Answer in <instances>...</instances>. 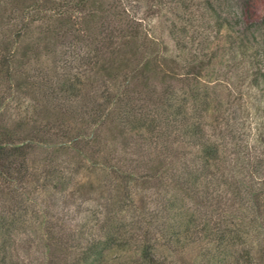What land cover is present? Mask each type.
<instances>
[{
    "label": "rangeland",
    "instance_id": "rangeland-1",
    "mask_svg": "<svg viewBox=\"0 0 264 264\" xmlns=\"http://www.w3.org/2000/svg\"><path fill=\"white\" fill-rule=\"evenodd\" d=\"M25 1L11 6L0 0V57L15 56L0 66V124L27 138L44 115L55 119L62 109L67 138L91 135L88 113L77 115V98H64L62 79L69 77L76 87L80 82L79 102L88 108L106 85L124 76L125 66L114 80L111 72L77 75L78 61L68 63L77 54L75 32L47 33L43 40L38 23L10 46L22 23L8 16ZM242 5L243 0H141L138 16L147 38L125 53L134 55L136 47L127 61L130 69L151 53L177 73L172 79L149 71L158 91L162 77L180 91L188 63L204 64L198 86L208 104L195 115L204 126L197 136L217 147L218 159L201 166L197 146L172 135L169 158L158 164L155 155L164 150L160 136L138 142L127 134L128 141L113 125L98 129V138L109 142L101 149L88 139L79 143L80 151L64 148L56 132L43 133L49 142L33 143L21 181L0 173V264H75L79 250L103 237L96 230L101 224L112 232L99 264H137L140 239L153 245L159 264H249L248 255L242 258L246 249L257 260L264 231L248 222L247 211L257 198L264 218V24L247 23ZM128 170L135 176L130 182ZM179 172L185 185L177 180ZM193 179L197 189L191 190ZM155 216H176L172 244L159 236Z\"/></svg>",
    "mask_w": 264,
    "mask_h": 264
},
{
    "label": "trees",
    "instance_id": "trees-1",
    "mask_svg": "<svg viewBox=\"0 0 264 264\" xmlns=\"http://www.w3.org/2000/svg\"><path fill=\"white\" fill-rule=\"evenodd\" d=\"M140 1L141 0H111L110 3L105 5L104 0H29V2L25 1V3L20 5V8L10 13L8 16L9 21L19 17L20 23H22L18 25V29L15 32L17 40L15 38L10 41V46H13L15 42L18 43V41L23 40L26 32L30 31V26H32L33 23H38L37 29L40 30V33L42 29L45 31L42 37L43 40L47 39V33L57 36L59 31L63 32V30H65L70 32L71 30L77 35V54L74 56L71 55V59H69L68 63L78 61L77 75H83L87 70L90 72L99 71V74L102 72H111L112 75L110 73V79L114 80L121 75L120 73L124 70V76L120 80L113 82L112 87L106 85L103 92L95 97L96 99L88 108L85 107L86 101L79 102V100H83L82 92L80 91V82H77L76 87L75 81L70 80L69 77H63L61 89L63 91V96L65 99L71 98L74 100L77 98V115L88 113V123L92 129L91 135L87 133L82 136L78 133L77 137L67 138L69 129L64 128L63 118L65 117V111H62V109L55 115V119L51 118L49 115H44V120L32 126L33 130L31 131V136L27 134V138L20 139L19 132L0 124L1 174L11 179L21 181L23 179V171L27 169L25 166L26 155L33 148V143L48 144L49 142L47 139H44L42 136L43 133L56 132L55 134L63 139L61 141V147L64 148L69 147L80 151L78 145L81 141L85 142L86 139H88L86 141L87 143H89V140H92L94 143L97 142L100 149L104 146L107 147L109 142L107 143L103 141V139L98 138L99 133L97 132L98 129L101 126L104 127V125H108L109 127L113 125L115 129H118L121 136L128 141L129 139L126 137L127 134L131 135L132 138H130V140L137 139L136 141L138 142L139 139H146L150 142V140L154 139L156 136H160L164 142L162 146L164 150H162V152L158 151L159 153L155 155L156 160H154L158 164H160L163 159L169 158V152L167 151L168 147H166V145L169 141L168 138L172 135L178 136L182 138V141L197 146L198 152L196 154V159L200 162L199 164L201 166L218 159L216 154L217 147L213 146L208 139H203L200 135L197 136L198 132L203 129L204 126L200 121V117L197 119L195 115L199 114V116H201V112L203 110L206 111V105L208 104V95L206 91H204V89L202 91L198 86V79L201 76L204 64L201 62L188 63L190 69L181 73V80L185 87L180 91L176 90L171 82L169 84L167 82L165 83L163 77L161 83L162 87H160V91H158L150 80L148 75L149 71H153V73H162L163 76L172 79H176L177 75V73L171 70H165V68L162 67L161 62L164 61V63H166L164 59L162 61L159 57L147 53L140 57V63H138L135 68L130 69L127 63L132 57L136 56V47L133 51L134 55L127 56L125 53L128 50H132L141 37L142 39L144 36L147 38L145 34L143 35L141 24L143 18L140 17L141 15L138 16ZM204 1L207 4L211 3V0ZM9 3L11 6H15V0H9ZM241 15L247 23L255 25L264 24V0H243ZM171 30L174 35L173 25ZM148 37L153 38L151 35H148ZM39 39L40 37L38 40ZM14 52L15 50H12L11 54ZM7 55H9V53ZM7 55L2 56L1 53V56L5 58L1 59L0 57V66L5 62H9V60L11 61V59L15 57L14 55H10V57ZM18 63L21 65L19 61ZM65 64H67L66 61ZM123 66H125V69L120 71ZM194 68L197 71H195ZM80 70H82V72H80ZM137 83L141 85L143 88L142 90L138 88L136 85ZM204 107L206 108L204 109ZM66 109L68 110L67 107ZM80 109L84 110V112ZM195 118L197 119L196 121H194ZM111 142L113 141H110V143ZM149 144L150 143H148V145ZM180 169L182 173L184 169ZM188 172L192 176V171ZM181 173L179 172L177 180L185 185V181L180 177L182 176ZM125 176L128 182L135 177L134 173L130 170L126 171ZM194 180L195 179H193L189 185L191 190H193V186L197 189ZM248 205V222L253 223L252 226L256 228L260 226L264 231V224L262 223L264 218L262 217L260 208L262 204H260L256 198L255 201L252 199V202H249ZM155 208L157 209V207ZM160 209H162V207H159L158 210ZM175 217L176 216L173 218L169 217L170 219L164 220L157 217L155 220V222L158 221L156 225L159 228L157 231L159 230L161 234L159 236H163L168 244H172L175 238L171 233L173 223L176 221ZM102 221H105V219ZM219 228L220 227L217 229ZM96 230H101L105 239H103V237L93 238L81 250H79L78 247L77 250H79V252L78 256L75 258V264L102 263L105 249L109 247L108 242H110V240L107 242V238L111 235L109 232L112 231L105 228L102 224L97 227ZM1 248L0 245V249ZM0 251L3 250L1 249ZM136 251L138 258L135 263L137 264L162 263L160 259H156L154 247L149 244L148 239L142 242L140 239L135 252ZM244 252V255L241 256L243 258L248 255L247 263L249 264L264 262V245L256 261L253 260L250 251L246 249ZM3 261L4 256L0 258V262ZM220 263H223V261Z\"/></svg>",
    "mask_w": 264,
    "mask_h": 264
}]
</instances>
